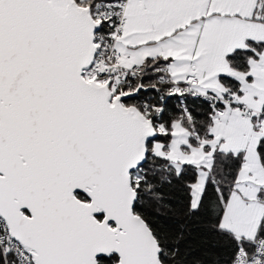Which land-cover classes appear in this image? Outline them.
I'll use <instances>...</instances> for the list:
<instances>
[{"label":"snow or ice","instance_id":"snow-or-ice-1","mask_svg":"<svg viewBox=\"0 0 264 264\" xmlns=\"http://www.w3.org/2000/svg\"><path fill=\"white\" fill-rule=\"evenodd\" d=\"M0 264H264V0H0Z\"/></svg>","mask_w":264,"mask_h":264}]
</instances>
